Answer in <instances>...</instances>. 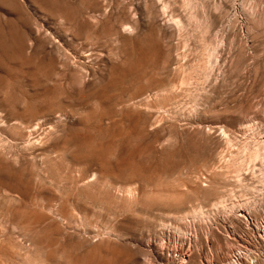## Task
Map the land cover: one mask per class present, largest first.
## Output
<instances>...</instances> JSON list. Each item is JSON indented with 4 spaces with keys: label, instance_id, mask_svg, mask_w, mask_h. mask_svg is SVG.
Wrapping results in <instances>:
<instances>
[{
    "label": "rangeland",
    "instance_id": "1",
    "mask_svg": "<svg viewBox=\"0 0 264 264\" xmlns=\"http://www.w3.org/2000/svg\"><path fill=\"white\" fill-rule=\"evenodd\" d=\"M164 1L0 0V264H264V0Z\"/></svg>",
    "mask_w": 264,
    "mask_h": 264
},
{
    "label": "bare ground",
    "instance_id": "2",
    "mask_svg": "<svg viewBox=\"0 0 264 264\" xmlns=\"http://www.w3.org/2000/svg\"><path fill=\"white\" fill-rule=\"evenodd\" d=\"M165 1H166V0H165ZM165 1H164V2H165ZM182 1H183V0H182ZM190 1H191V2L189 3V0H187V2L189 3L188 6H190L191 3H192V5H193V1H194V0H190ZM184 2H185V3H183V4L186 5V0H184ZM198 3H199V2H198ZM163 4H164V3H163ZM168 4H169V3H168ZM168 4H167V5H168ZM186 6H187V5H186ZM193 6H194V5H193ZM197 6H198V5H197ZM164 7H165V6H164ZM168 7H169V6H167V8H168ZM184 7H185V6H184ZM191 7H192V6H191ZM188 8H189V7H188ZM197 8H198V7H197ZM195 10H196V8H195ZM176 21H177V20H176ZM176 23H177V22H176ZM179 25H180V24H179ZM196 67H197V66H196ZM195 70H196V69H195ZM225 135H226V134H225ZM261 142L263 143L264 141L262 140ZM261 142H260V143H261ZM3 143H4V142H3ZM262 143H261V144H262ZM257 144H258V143H257ZM263 144H264V143H263ZM247 145H248V144H247ZM249 146H250V145H249ZM249 146H248V147H249ZM258 146H259V145H257V147H258ZM261 146L263 147V145H261ZM254 147H255V146H254ZM254 147H253V148H254ZM262 147H261V148H262ZM243 148H244V145H243ZM249 149H250V148H249ZM258 149H259V148H258ZM258 149L254 148V152L252 151V152H253V155H252L251 153L249 154V158H250V159H252L251 157H254V158L259 157V151H258ZM262 149H264V148H262ZM251 150H252V149H251ZM242 151H243V149H242ZM244 154H245V152H244ZM244 154H243V156H244ZM261 154H262V153H261ZM239 155H241V154H239ZM250 155H252V156L250 157ZM241 156H242V155H241ZM243 156H242V157H243ZM234 157H235V156H234ZM234 157H233V159L238 158L239 156H238V157H235V158H234ZM240 158H241V157H240ZM240 158H239V159H240ZM261 158H262V157H261ZM262 159H263V158H262ZM231 160H232V159H231ZM235 160H236V159H235ZM241 161H243V160L241 159ZM241 161H240V163H241ZM233 162H236V161L233 160ZM237 162H238V161H237ZM228 163H229V162H228ZM234 164H235V163H233V165H231V166L233 167ZM228 165H229V164H228ZM241 165H242V164H241ZM229 166H230V165H229ZM229 166H228V167H229ZM237 166H238V163H237ZM228 167H227V168H228ZM229 168H230V167H229ZM229 168H228V169H229ZM238 168H239V167H238ZM238 168H236V171H237ZM234 169H235V168H234ZM234 171H235V170H234ZM127 196H128V195H127ZM48 213H49V212H48ZM48 215H49V214H48ZM194 217H195V216H194ZM49 223H50V222H49ZM53 229H54V228H53ZM80 230H81V229H77V232H74V233H69V232H68V233H64V232H62V230H61L58 226L56 227V233H58V234H60V235H64V237L66 238V240H67L68 243L74 241V239H75V240L78 242V244H79L82 248H83L84 246L87 247V246H89L90 244H92V242H93L92 239H88V238L86 239V238H82V237H81L82 235H80ZM63 231H64V230H63ZM66 232H67V231H66ZM19 243H20V242H19ZM88 248H89V247H88ZM25 249H26V248H25ZM96 260H97V258H96ZM96 260H95V261H96ZM77 262H78V261H77ZM77 262H76V264H77ZM68 263H69V261L67 260L66 264H68ZM90 263H91V262H90Z\"/></svg>",
    "mask_w": 264,
    "mask_h": 264
}]
</instances>
